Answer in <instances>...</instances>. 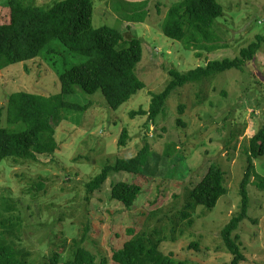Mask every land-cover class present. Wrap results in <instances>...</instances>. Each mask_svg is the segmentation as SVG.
Masks as SVG:
<instances>
[{"label":"rangeland","instance_id":"obj_1","mask_svg":"<svg viewBox=\"0 0 264 264\" xmlns=\"http://www.w3.org/2000/svg\"><path fill=\"white\" fill-rule=\"evenodd\" d=\"M54 1L34 0L39 5ZM142 1L92 0V24L118 29L121 43L142 40V57L134 71L145 86L117 109L107 105L99 90L89 94L76 87L63 99L81 108L61 110L60 120L54 123L52 154L0 159V197L13 205L10 213L21 221L16 237L5 235L30 251L29 264H52V254L57 255L56 264H63L73 257L77 245L95 254V264H118L112 252L136 233H145L161 252L172 253L184 264H222L232 257L221 229L240 210L245 150L251 136L264 127V42L241 69L176 87L154 120L137 111L147 110L152 94L164 89L169 69L187 71L208 60L233 58L256 35L264 34V0H218L223 14L213 30L216 41L227 46L212 51L186 48L163 34L161 22L175 0H146L143 21L120 17L119 12L133 10L130 3ZM8 19V2L0 0V23ZM85 60V55L72 53L53 39L35 58L2 66L0 127L9 126L6 104L11 93L58 94L60 72ZM122 129L128 135L124 145L118 144ZM145 143L150 151L139 168L143 177L112 171L86 198L85 183L105 164L133 157ZM212 163L225 172L227 192L212 209L199 205L181 218L187 193ZM254 167L264 176V153L254 159ZM118 181L141 187L131 208L110 197ZM256 181L252 175L247 217L232 232L245 257L240 264H264V188ZM191 243L197 247L187 248Z\"/></svg>","mask_w":264,"mask_h":264},{"label":"trees","instance_id":"obj_2","mask_svg":"<svg viewBox=\"0 0 264 264\" xmlns=\"http://www.w3.org/2000/svg\"><path fill=\"white\" fill-rule=\"evenodd\" d=\"M7 2L9 19L0 23V68L8 63L35 58L53 39H57L68 51L85 55L86 60L60 72L58 94L45 96L16 91L8 96L6 118L9 126L0 127V159H35L36 154H52L56 148L54 123L60 120L61 110L81 108L80 105L63 99V95L74 93L76 87L89 94L99 90L107 105L117 109L145 86L134 71L142 57V40L131 38L121 43L122 37L118 29L108 25L93 27L92 0H57L46 5H39L34 0ZM131 4L133 10L119 12L120 17L130 22L143 21L148 12L147 1L129 5ZM222 14L223 7L218 0H175L166 10L161 30L165 36L181 41L186 48L212 51L227 46L226 43L216 41L219 38L213 30L216 19ZM262 42L264 34H258L233 58L208 60L204 65L187 71L169 69L170 79L164 89L152 94L147 110L139 109L137 112L147 114L149 120H154L176 87L201 82L227 69H241L247 61L254 58ZM179 110H182V105ZM130 114L133 116L135 112ZM127 136L126 129H122L118 144L124 145ZM149 151V144L145 143L133 157L116 158L105 164L97 175L85 183L86 198L101 187L112 171H125L143 177L139 168L145 162ZM245 153L246 168L239 185L240 210L221 229L223 243L232 257L222 264H240L245 258L240 250V243L232 236V232L247 217L248 185L252 175L257 178L255 183L258 187L264 188V176L255 172L254 167V159L264 153V127H260L251 136L250 146ZM224 174L219 165H209L200 180L187 193L188 201L183 205L181 218H186L188 211H193L199 205L206 209H212L216 205L219 197L227 192ZM140 191L138 184L118 181L112 185L110 197L124 207L131 208ZM12 209L13 205L1 196L0 264H29L30 251L9 239L10 236H17H14L15 231H19L21 226L20 218H14L10 213ZM136 234L112 252L114 262L184 264L182 260L176 261L172 253L161 252L145 233ZM191 246L196 248L197 244L191 243L187 248ZM95 261V254L84 246L77 245L73 257L63 264H95ZM50 263H57L56 254L50 257ZM100 263L103 264L102 261Z\"/></svg>","mask_w":264,"mask_h":264}]
</instances>
